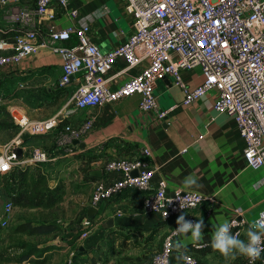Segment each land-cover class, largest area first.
<instances>
[{"label":"built area","instance_id":"obj_1","mask_svg":"<svg viewBox=\"0 0 264 264\" xmlns=\"http://www.w3.org/2000/svg\"><path fill=\"white\" fill-rule=\"evenodd\" d=\"M67 1L35 0L31 6H20L19 0H0V6L10 10L9 19L16 25L12 40L0 41V48L7 50L0 54L1 72L13 69L39 45L47 46L61 60L57 86L64 88L76 82L69 98L74 109L96 107L123 96L139 94L140 111H153L156 120L166 113V109L159 108L154 94L157 77L169 78L183 91V105L212 91L213 110L229 115L238 128L246 165L264 170V0H125V11L133 18V30L108 51H102L91 39L87 24L50 26L39 37L41 22L55 18V4L69 17L77 15V9L69 8ZM143 58L148 63L139 73L130 75L116 88L108 86L107 73L116 59L123 60L125 69L137 65ZM194 67L200 68L203 79L190 88L181 80L179 71ZM70 113L60 110L44 120H32L25 114L12 117L20 132L46 134L57 130V146L72 153L69 145L79 139L91 122L87 119L79 126L68 123L57 129L58 123ZM12 142L18 144L19 139ZM147 153L148 149L143 148L138 156L107 159L102 168L119 171L122 178L108 184L96 181L87 209L97 210L102 201L124 188L139 190L143 210L160 220L178 217L196 209L205 200L212 201L211 197L196 190L168 192L163 178L152 189L153 170L145 158ZM56 159L44 148L31 149L25 158H18L11 151L0 155V173L9 171L14 165L51 164ZM133 171L137 174L132 175ZM11 205L9 201L2 208L1 226L7 224ZM185 219L196 221L192 213ZM230 221H235L230 233L238 238L243 222L235 217ZM82 222L83 225L87 223L84 219ZM178 227L176 221L163 236L151 264H169ZM86 235L84 230L80 237ZM192 246L200 248L203 244ZM182 260L186 264L196 262L188 254H183ZM248 263L264 264V252L254 261L248 258Z\"/></svg>","mask_w":264,"mask_h":264},{"label":"crops","instance_id":"obj_2","mask_svg":"<svg viewBox=\"0 0 264 264\" xmlns=\"http://www.w3.org/2000/svg\"><path fill=\"white\" fill-rule=\"evenodd\" d=\"M34 2L35 0H19L18 5L31 6ZM67 4L69 8L77 9V15L69 17L63 8L55 4V18L41 22L38 26L39 37L50 26L61 28L87 24L91 39L102 51H108L133 30V18L125 11V0H68ZM0 9V32L15 31L16 25L9 19L10 10L2 6ZM6 51L0 48V53ZM147 63V59L143 58L137 65L123 69V60L116 59L107 73L108 86L111 89L118 87L130 75L139 73ZM7 73L23 77L26 83L34 78L44 80L50 76L44 84L47 87L45 89L49 94L55 93L58 99L56 110H52L50 115L46 111L44 119L60 110H67L71 112L67 120L72 126H79L84 120H90V127L69 148L72 153L103 154L102 160L92 163L90 174L101 171L100 176H94L95 180L91 181L92 188L96 181L108 184L122 178L121 172L102 168L107 159L138 156L143 148H147L145 158L153 170L150 180L152 189L163 178L168 192L196 190L212 198V201L205 200L196 209L184 213L185 216L192 213L196 220L203 219L202 236L199 240L195 239L191 230L187 235L175 236L169 264H186L182 260L183 254L191 255L201 262L199 264H249L248 257L238 252L233 256H223L212 246L211 240L215 228L224 220L234 217L243 222L238 238L247 239L250 224L264 214V170L246 165L242 156L243 140L238 128L229 115L213 110L212 91L183 105V91L169 78L157 77L153 86L154 94L159 108L166 109V113L162 119L156 120L153 111H140L139 94L123 96L96 107L74 109L69 98L76 82L72 81L64 88L57 86L61 60L47 46L39 45L13 69L3 72L4 75ZM179 75L190 88L203 79L199 67L181 69ZM29 135L32 134L19 132L16 137L19 143H12L9 152L19 147L22 150L21 158H25L31 149L41 146L57 157V161L50 164L53 166L58 159L70 155L64 147L54 144V137L50 134H43L37 139H28ZM183 149L185 150L182 151ZM189 175L198 178V187H186L183 184L184 178ZM141 200L139 190L124 188L102 201L95 214L102 216L105 230L109 233H125L126 230L129 233L134 228L144 235L164 236L175 224L177 217L160 220L143 210ZM87 205L88 201L84 209L86 214ZM90 218L84 220L87 222ZM110 220L112 225L106 227ZM96 233L98 235L101 231L97 230ZM200 243L206 244L205 248L200 249L202 251L198 252L192 246L189 250L182 251L187 244Z\"/></svg>","mask_w":264,"mask_h":264},{"label":"rangeland","instance_id":"obj_3","mask_svg":"<svg viewBox=\"0 0 264 264\" xmlns=\"http://www.w3.org/2000/svg\"><path fill=\"white\" fill-rule=\"evenodd\" d=\"M49 78H34L26 83L23 77L0 73V155L9 152L20 132L13 114L44 119L46 111L50 115L56 110L58 97L49 94L44 85ZM69 154L54 166H25L30 177L28 190H24L28 196L41 194V200L39 196L32 197L29 203L11 201L7 224L0 225V264H151L163 236L144 235L134 228L129 233H109L102 216H88L84 209L93 189L91 181L95 180L89 178L93 164L86 154ZM1 209L2 205L0 215ZM86 218L90 219L83 225L82 219ZM23 222L50 227V232L17 231ZM84 230L87 235L80 237ZM97 230L101 231L98 235Z\"/></svg>","mask_w":264,"mask_h":264},{"label":"clouds","instance_id":"obj_4","mask_svg":"<svg viewBox=\"0 0 264 264\" xmlns=\"http://www.w3.org/2000/svg\"><path fill=\"white\" fill-rule=\"evenodd\" d=\"M186 187L199 186L198 178L192 175L183 180ZM195 206V202L193 203ZM179 227L175 229L176 234L187 235L189 230L192 237L199 240L202 236L201 229L204 227L203 219L196 221L186 220L184 213L177 217ZM235 226V221L224 220L220 223L212 234V246L223 256H233L236 252L248 257L250 260L260 258L264 252V215L253 221L247 230V239H239L230 233V229Z\"/></svg>","mask_w":264,"mask_h":264},{"label":"trees","instance_id":"obj_5","mask_svg":"<svg viewBox=\"0 0 264 264\" xmlns=\"http://www.w3.org/2000/svg\"><path fill=\"white\" fill-rule=\"evenodd\" d=\"M14 29L16 30V27H14ZM16 33V31H7V32H0V40H12L13 35ZM69 121L67 119L62 120L61 122L58 123V128L60 129L63 125L68 124ZM46 134H50L54 137V144L57 138V130L51 131L49 133ZM41 135L43 134H32L29 135V137H27L28 139H37L39 138ZM26 138V139H27ZM128 152V148L125 149V153ZM75 155H79V154H86L88 156L85 155L86 158L89 159V162L93 163L99 160L103 159V154H94V153H90V152H77L74 153ZM30 164V163H28ZM28 164H24V165H14L10 168L9 171L4 172V173H0V182L2 185H0V205H2V208L4 206L5 203L12 201V200H16L18 202L21 201H25L27 203H29L30 201H32V197L33 199H37L39 196V200H41V194L35 193L31 196H28L29 194L26 192L27 189L28 190V185H29V180L28 178L30 177L29 172H28V168L25 167ZM34 165H39V164H34ZM90 173V172H89ZM91 176L89 177L90 179H95V177L92 176V174H90ZM31 197V198H30ZM35 203V202H33ZM40 202H36V204H38ZM2 211V209H1ZM50 229V227H49ZM47 227H44L43 225H38V226H32L31 224L27 223V222H23L21 224H19L17 226V231L19 232H25L27 234H36V233H49V230ZM136 230V229H134ZM192 246V244H187L185 246H183L182 251H186L189 250L190 247ZM193 247V246H192ZM206 244H203L202 247L200 248H194L195 250L202 251L200 249L205 248ZM24 257V256H23ZM194 264H199L196 260V262Z\"/></svg>","mask_w":264,"mask_h":264},{"label":"water","instance_id":"obj_6","mask_svg":"<svg viewBox=\"0 0 264 264\" xmlns=\"http://www.w3.org/2000/svg\"><path fill=\"white\" fill-rule=\"evenodd\" d=\"M13 151L16 153V156H17L18 158L21 157V154H22V150H21V148L17 147V148H15ZM91 174H92L93 176H100L101 171H100V170L93 171V172H91ZM136 174H137L136 171H133V172H132V175H136ZM95 213H96V209H94V208H89L88 211H87V214H88L89 216H91V215H93V214H95ZM111 225H112V221L110 220L105 226H106V227H110Z\"/></svg>","mask_w":264,"mask_h":264}]
</instances>
